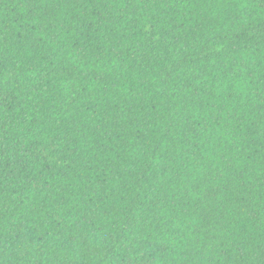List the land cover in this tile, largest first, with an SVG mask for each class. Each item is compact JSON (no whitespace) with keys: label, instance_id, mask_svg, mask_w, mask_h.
<instances>
[{"label":"trees","instance_id":"1","mask_svg":"<svg viewBox=\"0 0 264 264\" xmlns=\"http://www.w3.org/2000/svg\"><path fill=\"white\" fill-rule=\"evenodd\" d=\"M0 264H264V0H0Z\"/></svg>","mask_w":264,"mask_h":264}]
</instances>
